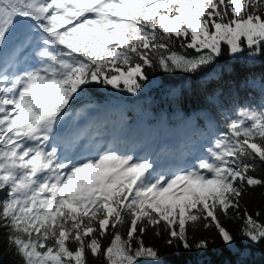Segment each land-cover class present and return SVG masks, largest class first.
<instances>
[{"label":"snow or ice","instance_id":"snow-or-ice-1","mask_svg":"<svg viewBox=\"0 0 264 264\" xmlns=\"http://www.w3.org/2000/svg\"><path fill=\"white\" fill-rule=\"evenodd\" d=\"M222 44L232 55L264 50V0H0V228L17 264H90L89 255L159 264L143 239L150 228L169 246L199 251L209 242L193 245L189 230L201 226L243 256L220 219L230 212L243 222L242 239L264 240V214L241 209L248 190L264 186L255 175L264 105L241 108L206 155L181 168L111 144L74 158L51 143L91 89L135 95L146 68L195 75Z\"/></svg>","mask_w":264,"mask_h":264},{"label":"trees","instance_id":"trees-1","mask_svg":"<svg viewBox=\"0 0 264 264\" xmlns=\"http://www.w3.org/2000/svg\"><path fill=\"white\" fill-rule=\"evenodd\" d=\"M176 50L183 51L178 44ZM188 53L196 54L192 49ZM146 74L148 80L143 82L144 86L135 95L111 86H97L90 90L87 97L71 105L68 114L73 115L74 105L79 108L75 117L80 114L83 105H91L94 114L81 122L83 126L89 125V133H104V137L109 138V131L118 132L130 140L125 151L131 149V152H142L141 155L147 153L159 162L167 160L170 165L182 167L185 155L198 151L205 153L201 156L206 155L207 148L213 147V141L227 131L228 120L235 118L241 108L264 105V50L249 55V50L245 49L242 55H232L222 44V55L212 66L195 75L167 74L159 68H146ZM102 123L106 128L100 126ZM177 126L184 129L186 135L183 134V142L188 147L181 144L180 135L168 142L162 141L156 148L155 140L157 142L173 128L179 129ZM144 129H148L150 138L140 131ZM55 132L59 135L57 130ZM51 143L58 148L55 137ZM255 175L264 179V166L259 167ZM6 194V189L0 191V201ZM244 208L254 217L257 212L264 214V186L248 190L241 201V209ZM220 219L235 237V247L246 251L245 255L241 256L227 247L214 227L205 229L201 226L196 231L189 230V242L194 245L206 239L209 242L207 250L188 251L183 247L169 246L166 243L167 234L157 236L151 228L143 239L146 246L158 251L159 264H264V240L252 243L242 239L240 231L243 222L235 212H230L229 216L221 214ZM259 219L264 222V215ZM126 230H122L125 235ZM110 240L109 236L103 244L108 245ZM18 259L9 250L7 233L0 228V264H17ZM88 259L90 264H105L103 257L93 260L89 255ZM138 264L153 262L141 258Z\"/></svg>","mask_w":264,"mask_h":264},{"label":"rangeland","instance_id":"rangeland-1","mask_svg":"<svg viewBox=\"0 0 264 264\" xmlns=\"http://www.w3.org/2000/svg\"><path fill=\"white\" fill-rule=\"evenodd\" d=\"M20 70H22V68H21ZM80 110H81V112H83L84 114H89V112H90V110H91V105L85 104V105H83V106L81 107ZM78 111H79V108L76 107V105H74L73 115H70V114L65 115V116H64V119H63L62 122L59 124L60 127H63L64 125H68V124H69V126L75 125V124L77 123V121H78V125H79V124L82 122V120L79 118V116H78V117H75V116H74V114H75L76 112H78ZM78 125H77V126H78ZM140 131H141V132H144L145 134H147L148 138H150V137H149V131H148V129H144V130H140ZM114 133H115V135H118V141H116V140H112L111 143H113L115 147L121 149V146H122L121 143H127V140H126V138H124V137H122L121 135H119L118 132H114ZM54 137H55V142H56L57 144H60V140H61V138L59 137V135H57L56 132H55ZM100 142H101V141H100ZM155 143H156V140H155ZM158 143H159V142H158ZM100 144H101V143H99V145H100ZM91 145H96V143H94V142H90L88 146H91ZM155 145H156V144H155ZM88 146H87V147H88ZM102 146H105V147H106V145L103 144V143H102ZM81 147H84V149H86V147L83 146L82 144H81V145H78V148H81ZM65 153H66V154H67V153L74 154L75 152H72V150H67V151L65 150ZM134 153L136 154V152H134ZM140 153H142V152H138L137 155H140ZM153 153H155V152H153ZM159 166H160V167H164V168H172V167H170L169 161H167V160H163L162 162H159ZM175 168H180V167L176 165ZM175 168H173V169H175Z\"/></svg>","mask_w":264,"mask_h":264}]
</instances>
